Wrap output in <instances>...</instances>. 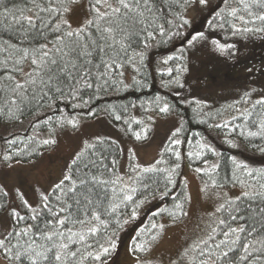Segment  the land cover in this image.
Returning a JSON list of instances; mask_svg holds the SVG:
<instances>
[{
  "label": "trees",
  "instance_id": "16d2710c",
  "mask_svg": "<svg viewBox=\"0 0 264 264\" xmlns=\"http://www.w3.org/2000/svg\"><path fill=\"white\" fill-rule=\"evenodd\" d=\"M78 1L0 0V164L36 159L44 149L54 145H43V140H55L54 135L59 130L75 129L68 120L79 124L102 114L118 125L129 140L140 142L152 135V114L174 115L179 124L166 138L157 157L147 164L130 157L121 170V146L109 138L95 140L83 148L78 153H82L80 160L74 165V158L69 165L65 175L72 180L64 181L62 190L55 186L65 175L39 197L36 206L20 202L17 208L8 211V226L4 231L0 227V240L5 244L0 248V256L6 264H31L29 255L24 253L31 254L32 248L38 251L47 248L51 249L48 259L40 260L39 264H102L110 257L113 262L117 243L128 234L131 254L143 257L159 240L164 226L185 216L188 193L181 176V165L185 161L204 189L238 187L242 192L221 203L214 225L217 228L213 233L215 240H209L207 245L202 243L208 240L212 227L189 249L186 257L180 258L179 264H200L207 258L199 255L201 248L205 253L215 250V244L225 239L221 233L227 227H217L220 219L233 227L244 226L253 231L251 236L247 231L241 233V240L233 245L234 251L229 257L216 260L215 264L229 261L231 264H264V251H253L246 261L240 260L246 241L260 248L257 241L264 239V213L260 211L264 209V198L256 195L264 192V175L261 174L264 172V128L261 127L264 103H258L264 101V96L254 98L252 90L240 96H196L193 91L197 86L194 88L193 84H197L198 77L196 71L191 70L203 51L202 39L208 33L223 42H246L250 55L243 61L263 54L264 20L258 17L264 16V0H205L204 4L200 0H149L151 10L145 11L143 17L118 20L124 31H118L116 38L124 40L123 49L118 43L108 48L100 39L96 24L89 26V21L96 20L92 7L95 0H85L88 18L82 26L68 27L64 9ZM112 2L115 4V0ZM100 11L106 8L100 7ZM21 15L33 18L35 27L16 23ZM97 23L101 29L109 26L105 20ZM116 23L111 26L115 28ZM81 28L85 29L83 42L90 45L92 55L78 60L77 64L89 71L90 76L85 79L92 87H87L84 81L76 83L79 75L74 73L76 79L66 80L62 85L63 95L53 93L54 99L46 98L41 103L32 99L30 92L27 98H21L12 91L14 81L7 77L11 75L15 82L23 83L24 74L32 71L30 60L14 64L21 55L15 49H34L45 44L52 48L60 37L68 44L76 37L69 38L64 33ZM92 40L104 45L106 51L92 47ZM5 42L15 48L9 49ZM217 45L220 44L211 43L216 49L226 50V56L223 60L221 56L215 58L219 64L213 63L216 67L205 69L206 76L212 72L219 74L222 68H227L225 73L235 68L226 61L231 47L227 48L225 43L222 47ZM86 60L91 63H85ZM105 62L112 67L106 68ZM13 67L22 72L11 71ZM73 87L78 90L74 96L69 94ZM259 93L264 94V91L259 90ZM13 99L17 104L11 103ZM163 106H167V112L160 111ZM177 140L179 143H175ZM12 141L14 143H10ZM5 156L11 158L5 160ZM249 171L252 175H248ZM93 176L107 183H92ZM81 180L88 183L82 185ZM70 187H75L74 193L68 191ZM244 192H249L253 198H245ZM45 196L47 200L43 199ZM129 196L131 199L127 198ZM178 203L183 206L182 211L176 208ZM6 208L7 197L0 190V213ZM230 214L243 219L232 221ZM61 219L63 225L58 223ZM48 235L52 240L46 239ZM61 244L67 248H59ZM106 248L108 251L104 252ZM57 251L62 254L59 262L55 260ZM17 252L21 260L15 259ZM97 256L100 258L96 259Z\"/></svg>",
  "mask_w": 264,
  "mask_h": 264
},
{
  "label": "rangeland",
  "instance_id": "374dc122",
  "mask_svg": "<svg viewBox=\"0 0 264 264\" xmlns=\"http://www.w3.org/2000/svg\"><path fill=\"white\" fill-rule=\"evenodd\" d=\"M88 13L85 0L71 5L66 13V21L70 28H79L87 20ZM202 41L203 51H200L192 72L197 73L198 82L193 84V93L208 95V98L240 96L252 90L254 98H261L264 91V53L255 56L254 60L243 59L250 55L246 42H234L220 39L213 33L206 34ZM227 44L230 48L227 63H231L232 71L222 68L219 74L212 72L206 76L205 69L216 67L215 58L226 56V50L221 51L211 46L212 42ZM218 59V58H217ZM239 59L241 60L239 62ZM219 61L222 63L223 61ZM242 63V64H239ZM219 66H223L220 64ZM218 66V67H219ZM238 67V71H237ZM214 100V99H211ZM152 135L146 141L129 140L122 129L108 120L104 115L84 119L75 129H63L55 133L56 143L48 147L36 158L26 162L0 164V190L7 197V208L0 213L1 231L7 228L8 211L17 208L20 202L36 206L40 196L45 195L66 174L69 165L83 148L95 140L109 138L119 143L122 149L119 168L122 170L130 157L141 164L154 160L166 138L174 132L179 124L174 115L152 114ZM181 176L188 193V205L182 220L164 226L159 240L151 246L143 257H135L129 249L130 238L123 235L117 243L115 257L103 261L102 264H179L183 255H188L189 249L201 241L214 227L217 212L225 199L234 198L242 191L238 187L204 189L195 171L183 161ZM185 253V254H183ZM0 264L6 261L0 256Z\"/></svg>",
  "mask_w": 264,
  "mask_h": 264
},
{
  "label": "snow or ice",
  "instance_id": "6c2138e0",
  "mask_svg": "<svg viewBox=\"0 0 264 264\" xmlns=\"http://www.w3.org/2000/svg\"><path fill=\"white\" fill-rule=\"evenodd\" d=\"M71 2H75V0H71ZM201 4L205 3V0H200ZM105 7L106 11L101 12L100 7ZM95 13H96V20L89 21L88 24L91 26L92 24H96L97 31L101 32L100 39L105 42V45L108 48H114V46L118 43L120 45V48H124V40H117L116 33L123 32V28L119 26L118 20L123 18L125 21L129 18L135 19L136 17H143L145 11H150L149 6V0H115V4H113L112 0H95V4L92 6ZM143 8V11L140 9ZM44 9H41L43 11ZM49 11H55V9H49ZM64 11H68L67 8L64 9ZM233 16L236 14L235 10L231 13ZM260 20H264V16L258 17ZM98 20H105L108 22L109 26L105 27L103 29L100 28L99 24L97 23ZM113 22L116 23V27H112L111 25ZM16 23L27 24L29 28L35 27V20L31 17L23 16L16 20ZM66 23V22H65ZM140 23H143V20L140 21ZM70 28L71 26L68 25ZM57 31L60 30L59 25H57L56 28ZM250 29H245V31H249ZM85 32L84 28L78 29L76 31H66L64 33L65 36L71 38L76 37L75 41H71L68 44H65L63 42V37H60L56 44L49 48L46 44L40 45L38 48L34 49H15L16 51L20 52L21 55L18 59L14 61L15 65H21L24 63V61L30 60L32 71L25 73V79L23 83L15 82V78L9 75L7 78L9 80L14 81V87L12 91L21 98H27V94L31 93V98L37 100V103L43 102L46 98L47 99H54L53 93H59L61 95L64 94V88L63 84L66 80H73L76 79L74 73H78L79 79H76V83H80V81H84L87 87H92L90 83H88L86 77L90 76L89 71L83 70L81 66L77 64V61L84 58V57H90L92 55V51L89 50L90 45L87 42L84 41V35ZM163 34V32H161ZM7 44V42H5ZM91 46L94 48H98L100 52H105L106 48L104 45L97 44L95 40L91 41ZM7 47L9 49H14L15 46L11 44H7ZM217 47H221L220 45H217ZM75 54V55H73ZM85 63L90 64L91 60H86ZM106 68H111L112 65L105 62ZM5 68H7V64L5 63ZM11 71H21L22 69L13 67ZM71 87V86H70ZM77 89L74 87L72 88L71 92L69 94L75 95ZM12 104H17V101L13 99L11 101ZM258 103H264V101H258ZM161 112H167L168 108L167 106L160 107ZM119 119V117H117ZM64 122L61 121V124ZM68 124H70L73 128H77L78 124L76 121L68 120ZM226 126V125H225ZM264 128V125L261 126ZM173 135H176V133H173ZM254 135V134H253ZM139 134H137V139H139ZM14 143V141L10 142ZM43 145H53L56 143L53 139H45L42 141ZM175 143H179V141H175ZM82 156V153L77 154L75 159L73 160V164L75 165L78 160H80ZM11 157L5 156V160H9ZM237 167H241L240 165H237ZM246 167V166H244ZM155 169H145V171H154ZM197 171H200L197 169ZM264 175V172L261 173ZM248 175H252V172L249 171ZM72 177L65 175L64 180L58 183L55 187L56 189H63L64 181H71ZM92 183H99V184H106V180H100L97 177H92ZM80 183L82 185L88 183V181L81 180ZM264 187V185H262ZM69 192H75V187H70L68 189ZM245 198L252 199L253 195L249 192L243 193ZM256 195L261 196L264 198V192L256 193ZM128 199H131V197H127ZM44 200H47L48 197H43ZM91 203V201H88ZM79 203V201H77ZM230 204L232 202H229ZM176 208L178 210L182 211L183 206L181 204H176ZM219 211V209H218ZM262 213H264V209L260 210ZM94 219H99L98 216H94ZM230 219L232 221H237L239 219H243V217H238L237 215L230 214ZM59 224L63 225L64 220H59ZM83 223V222H82ZM221 226H227L226 229L221 233L225 239L221 240L219 243L215 244V250H209L207 253L204 252V250L201 248L199 251L200 256H206L207 258L200 261V264H215L216 260H223L229 257V253L234 251L233 245H236L241 240V233H244L247 231V234L249 236L252 235V229H246L244 226L239 227H233L231 224L228 223V221L224 219L219 220V224L217 227ZM163 227L162 225L160 226ZM264 227V225H262ZM92 231H95L93 229ZM217 228H212V233L209 234L208 240L203 241L205 245L208 244V241H214L215 236L213 233H216ZM62 235V233H61ZM52 236L48 235L46 236L47 240H52ZM83 238V237H81ZM155 238V237H154ZM257 243L260 244V248H255L250 244V242H245L242 245L244 255L240 256L241 261H246L249 256L252 255L253 251L260 252L264 251V239H261L257 241ZM5 244L3 240H0V248H4ZM113 247L115 245H112ZM43 247V246H41ZM197 248L199 245L196 246ZM59 248H67V245L61 244L59 245ZM51 249L45 248L43 251H38L35 248L31 249V254L28 252H25L24 255H29V259L31 260V264H39L40 260H47L48 255L47 253ZM140 250H143V246H140ZM9 251H11L9 249ZM108 249H104V252H107ZM74 256L75 253H72ZM213 257H215V260H213ZM100 257L97 256L96 259H99ZM16 260H21L22 256L19 252L15 254ZM55 260L61 261L62 260V254L60 251H57L55 254ZM228 264H231L229 261Z\"/></svg>",
  "mask_w": 264,
  "mask_h": 264
}]
</instances>
